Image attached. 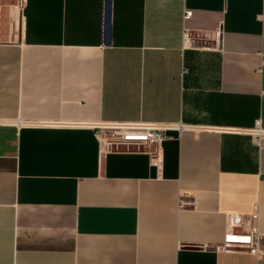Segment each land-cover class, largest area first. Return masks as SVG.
<instances>
[{
	"label": "crops",
	"instance_id": "obj_1",
	"mask_svg": "<svg viewBox=\"0 0 264 264\" xmlns=\"http://www.w3.org/2000/svg\"><path fill=\"white\" fill-rule=\"evenodd\" d=\"M103 39L104 0H0V264H264V141L230 131L264 128V0H111ZM95 122L199 127L156 163Z\"/></svg>",
	"mask_w": 264,
	"mask_h": 264
},
{
	"label": "built area",
	"instance_id": "obj_2",
	"mask_svg": "<svg viewBox=\"0 0 264 264\" xmlns=\"http://www.w3.org/2000/svg\"><path fill=\"white\" fill-rule=\"evenodd\" d=\"M190 11L185 12V17ZM220 30H192L184 28L182 32V46L195 49H216L219 45ZM92 127L96 130L104 149L118 148H149L151 158L161 162V146L171 130L181 131L183 129L194 130L199 126L184 124L182 122H95ZM230 131L250 135L256 142L264 141V128L256 122L251 128H232ZM180 205L182 201L180 200ZM255 218L256 214H252ZM248 217L246 214H227L225 218V242L224 248L245 247L256 254H263L260 249L262 234L256 226H252L250 233L241 238L235 233ZM236 237V238H235Z\"/></svg>",
	"mask_w": 264,
	"mask_h": 264
},
{
	"label": "water",
	"instance_id": "obj_3",
	"mask_svg": "<svg viewBox=\"0 0 264 264\" xmlns=\"http://www.w3.org/2000/svg\"><path fill=\"white\" fill-rule=\"evenodd\" d=\"M110 12L111 0H104V39L103 43L108 45L110 42Z\"/></svg>",
	"mask_w": 264,
	"mask_h": 264
}]
</instances>
